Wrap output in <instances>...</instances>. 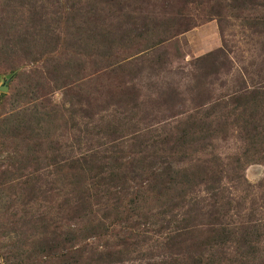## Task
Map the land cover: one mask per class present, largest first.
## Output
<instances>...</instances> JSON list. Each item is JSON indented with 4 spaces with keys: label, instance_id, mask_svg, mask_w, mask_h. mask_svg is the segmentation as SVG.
Masks as SVG:
<instances>
[{
    "label": "rangeland",
    "instance_id": "obj_1",
    "mask_svg": "<svg viewBox=\"0 0 264 264\" xmlns=\"http://www.w3.org/2000/svg\"><path fill=\"white\" fill-rule=\"evenodd\" d=\"M263 3L264 0H12L4 7L0 0V37L5 38L6 32L13 43L0 47V86L6 87L0 90L5 94L0 95V127H4L0 134L10 133L12 118L23 117V111L50 106L62 112L67 121L58 134L57 128L51 135L61 146L60 153L76 157L97 153L100 171L108 156L116 157L114 163L107 162L103 180L88 174L81 179V171L66 170L56 189L49 190L51 186L39 180V191L35 189L30 194L32 173L43 175L52 168L41 160V153H37L40 160L34 162L30 158L14 161L11 156L4 160L0 150V171L6 172L0 187V230L8 233L0 251L5 250V245L11 250L8 239H12L20 254L28 257L30 245L36 243L33 240L42 237L35 225L39 213L52 216L50 222L60 226L57 240L61 238L62 243L56 245L63 246L56 249L60 255L46 264H62V255L67 251L80 255L79 264H169L170 258L176 256L168 252L174 244L167 241L173 237L176 223L170 219L172 211L165 214L168 208H160V203L170 198L181 206L190 198L180 196L189 186L183 182L185 175L192 177L193 165L187 171V165L173 160L171 175L181 183L166 182L168 193L155 197L153 192L139 189L146 174L141 170L137 175L126 173L130 168L128 152L143 149L150 164H146L147 174L157 172L162 169L158 156L165 154L161 143L169 131L176 135L174 129L201 119L210 110H214L215 118L210 122L214 128L223 113L225 94L238 91L243 79L249 88L252 84L255 88L264 85ZM141 5L157 18L160 14L170 16L167 29L162 28L161 20L149 31L141 29L143 19H148L134 7ZM89 8L95 10L90 13ZM75 38L81 39L77 42ZM118 43L121 47L116 46ZM78 51L82 54L75 57ZM215 66L218 71L213 73ZM196 83L203 92L202 100L193 90ZM70 107L74 109L71 118L66 111ZM227 107L231 108L229 102ZM106 126L109 131L103 130ZM189 130L185 145L188 150L179 148L175 154L192 156L190 163L195 157L209 159L214 155L222 161L225 155L235 156L242 151L243 144L234 130H229L224 139L221 133L212 139L204 138L199 128ZM118 174L123 176L120 181ZM241 174L243 184L224 180L225 194L230 195L227 206L231 209L226 221L256 223L264 230V162L257 159L244 165ZM100 184L102 191L111 187L95 197L94 189ZM87 191L93 196H87ZM115 191L125 204L129 199L133 202L122 209L101 199L104 194L110 198ZM195 192L208 199L203 186L196 187ZM125 215L133 218L127 221V225L131 224L127 232L132 235L127 245L120 246L117 239L125 229ZM261 239L254 255H248L250 264H264V236ZM109 251L113 259L120 254L118 261L106 260ZM0 264H6L5 260L0 259Z\"/></svg>",
    "mask_w": 264,
    "mask_h": 264
},
{
    "label": "trees",
    "instance_id": "obj_2",
    "mask_svg": "<svg viewBox=\"0 0 264 264\" xmlns=\"http://www.w3.org/2000/svg\"><path fill=\"white\" fill-rule=\"evenodd\" d=\"M11 1L3 0V6L6 7ZM130 2L133 3V1ZM134 7L140 10L143 16H147L146 18H148L143 19V27L141 29L149 31L160 20L162 24L164 23L162 26L163 29H167V25H170V16L160 14V18H157L154 12L144 10L142 5ZM87 10L91 13L95 8L93 10H90V8ZM47 33H50V29L47 30ZM7 34L4 32L5 38L0 37L3 41L0 47L13 45L6 37ZM102 35L104 34L102 33ZM79 39L81 38H75L77 42ZM121 45V43L116 44L119 47ZM81 54L82 52L78 51L74 55L78 57ZM215 67V70L212 71L213 73L218 71V67ZM243 83L238 91L224 95V107H220L223 113L221 119L218 118V122H216L214 128L210 124L213 121L211 118H215L213 116L214 110H210V112L204 113L201 119L195 118L194 120L186 122L184 127L178 128L177 130L174 129L176 135L170 134V131L168 132L169 136L163 139L164 144L161 143L164 147L162 149L165 154L158 156V163L162 168L159 171H153L147 174L146 164H150L147 162L149 158L144 155L143 149L140 150L139 148L128 152L127 158H129L128 165L130 168L126 169V173L136 172L137 175V172L141 170L146 174L144 177L145 181L142 180L139 189L149 190L155 194V197L156 195L165 196L168 193L166 192L167 187L164 186L166 182L168 184L173 183L174 185H180L181 183L177 181L176 177L174 178L171 175L173 172V160L177 163L181 162L184 167L187 165V171L193 165V171H190L192 177L190 178L189 174L185 175L183 182L189 186L185 191L182 190L183 195L180 196L185 197L186 195H190V198L181 206L170 198L163 199L160 203V208H168L165 214L172 211L170 219L176 223L173 229L174 235L167 241L168 244H174L168 252L171 256H176L170 258L169 264L173 261L176 264L179 262H182V264H250L248 255L252 257L263 241L261 237L264 236V230L258 224L248 223L247 221L238 222V219L226 221V216L231 214L228 211L231 209L227 206L230 195L225 194L227 187H225L224 180L243 184L245 183L244 176L241 174L243 166L257 159L264 162V85L255 88L252 84L249 88L246 86L244 79ZM193 90L196 91L198 98L202 100L203 92L199 90L197 83ZM0 95L1 97L5 96L4 93H0ZM228 102L231 104V108L227 107ZM73 103L76 104V102ZM62 111H65V108ZM66 111L69 112V118H71L74 114V109L70 107ZM58 121L61 124H57ZM66 122V119L62 116V112L58 113V110L54 107H34L29 113L28 111H23V117L18 118V115H16L12 118L11 127L8 128L10 133L0 134V147L4 148L0 150L4 154V160L11 156L10 158H13L14 161H18L20 158L26 160L30 158V161L34 162L40 160L37 153H41L43 155L41 160L52 168V171L43 175L32 173L33 180L30 184L32 192L30 194L35 193V189H38L37 185L39 184V180H44L48 186H51L49 190L56 189L57 187L55 185L59 182L60 177L66 170H71L72 172L77 170L81 171V179L85 177V174H88V176L93 175L95 178L103 180V172L107 162L114 163L116 160L115 156L104 158L106 161L105 166H103V169L101 167L102 171H100L98 169L100 163L96 161L98 158L97 153H90L89 156L88 154H84L77 157L63 153L64 151L60 153L61 146L58 145L57 140L51 138V135L56 133L57 128L58 134ZM189 127L193 129L199 128L200 131L204 132V138L209 137L212 139L219 137L220 133L221 138L224 139L228 135L229 130H234L237 140L243 144L242 151L237 155L235 154V156L225 155L222 161H219L215 157L217 155H214L209 157V159L195 157L194 162L190 163L193 159L192 156L184 155L181 152L179 156L175 154L179 148L182 151L188 150V147H185V145L188 144ZM102 128L108 131L110 129L108 126ZM0 130H4V127H0ZM203 147L202 142L201 148ZM23 152H28V154L24 156ZM1 160L2 157L0 156V167L2 165ZM207 161L210 163H207ZM133 166H137V169H134ZM72 172L71 177L74 176ZM119 172L121 173L122 171ZM4 173L6 172L0 171V187L4 184ZM77 173L76 176L79 177L80 175ZM126 173L121 174L125 175ZM122 175L118 174V181L123 179ZM102 185L100 184V188L97 187V189H94L96 191L95 197L102 192H107L108 187H111L108 186L105 191H102ZM199 186L205 188L207 200L195 192V188ZM179 189H181V186ZM122 194H125V191H122ZM86 195L93 196L88 191ZM101 199L110 200L115 204L114 207L119 205V207L124 209L125 202L121 201V195L116 191L113 192L110 198L104 194ZM208 201L210 202L208 203ZM131 202L133 200L129 199L125 205H130ZM85 204L84 202V208H86ZM182 207L183 209L181 210ZM36 215L35 225L40 229L38 230L42 237L33 240L36 243L35 245H30L28 257L20 254L21 250L15 245L14 240L11 241L12 239H8V245H10L11 250L7 249L5 245V250L0 251V259H4L6 264H21L23 261H28V264H46L48 261H52L51 258L53 256L58 257L60 255L56 251V249L63 247L60 244L56 245L60 241L62 243L61 238L57 240V237L61 233L60 226L50 222L52 218L50 215L48 217L46 215H40L39 213H36ZM124 218L126 221V225L124 224L125 229L122 228L123 231L118 233L120 239H117L119 240L120 246L127 245L130 241L129 234L131 233L127 232V229L131 227V224L127 225V221H132L133 218L127 215ZM120 220H122L121 217ZM10 227L11 232L14 231ZM4 235L7 237L8 233L4 229H1L0 249L3 246L2 240L4 239ZM69 241L71 245V237H69ZM65 243L68 244V239L65 240ZM66 253L62 255V264H79L81 262L78 259L80 255H71V251H67ZM110 253L112 252L109 251L108 259L106 260L108 262L118 261L117 259L120 257V254H116L113 259V255Z\"/></svg>",
    "mask_w": 264,
    "mask_h": 264
},
{
    "label": "water",
    "instance_id": "obj_3",
    "mask_svg": "<svg viewBox=\"0 0 264 264\" xmlns=\"http://www.w3.org/2000/svg\"><path fill=\"white\" fill-rule=\"evenodd\" d=\"M0 90L1 91H5L6 90V87L5 86H0Z\"/></svg>",
    "mask_w": 264,
    "mask_h": 264
}]
</instances>
